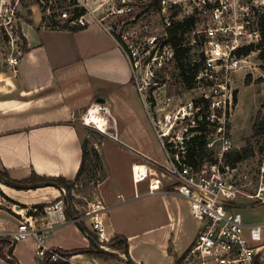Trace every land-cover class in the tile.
Wrapping results in <instances>:
<instances>
[{
    "label": "crops",
    "instance_id": "crops-1",
    "mask_svg": "<svg viewBox=\"0 0 264 264\" xmlns=\"http://www.w3.org/2000/svg\"><path fill=\"white\" fill-rule=\"evenodd\" d=\"M22 33L27 49L13 71L0 74V170L16 180L32 174L74 180L81 165L86 136L77 122L78 116L93 103H98V99H104L100 103L115 120L117 131L114 137H106L99 143L103 169L104 147L119 156L112 159V181L105 173L90 206L101 203L106 207L102 219L107 226L108 239L126 237L127 253L137 264H180L183 253L197 235L199 222L190 237L183 241L179 225L185 213L192 215L187 200L183 198L182 205V197L160 193L159 208L166 211L169 221L160 226H155L153 219L156 211L151 210L147 202L140 203L153 195L147 193L149 179L134 182L133 164L151 166V160L165 163L166 158L161 162L155 157L154 148H148L143 141L142 136L148 130L143 122L146 114L133 80L131 63L120 42L100 23L76 31L52 28L38 12L22 24ZM163 155L165 157L164 151ZM10 188L18 193L23 191ZM45 188H53L61 194L62 188L55 186L31 190ZM42 194L43 191L39 192L31 204L52 202ZM15 216L18 230L20 216L24 215ZM243 217L247 223H263L255 217ZM42 221L43 225L47 223L46 215ZM168 227L170 230H165ZM52 230L46 232V238ZM9 233L0 232V236ZM84 239V244L72 249L54 247L65 251L90 247L92 241L85 234ZM118 247L114 249L118 259L110 254H89L93 259L90 264H130L125 250ZM84 255L73 254L70 260L73 264H82L75 259ZM13 256L19 264H24L22 256L17 254L16 244Z\"/></svg>",
    "mask_w": 264,
    "mask_h": 264
},
{
    "label": "built area",
    "instance_id": "built-area-1",
    "mask_svg": "<svg viewBox=\"0 0 264 264\" xmlns=\"http://www.w3.org/2000/svg\"><path fill=\"white\" fill-rule=\"evenodd\" d=\"M136 4L137 0H118L114 11L117 15H133ZM159 10L167 16V28L178 21L195 20L188 31L192 33L193 46L188 60L195 67V74L192 86L187 87V98L173 104L172 97L161 90L151 91L139 80L142 59L136 42L125 36L124 45L120 43L166 158L165 163L151 160V166L133 164V180L140 183L149 179L148 194L169 192L189 202L199 229L180 264H264V223L244 220L237 203L240 189L234 181L238 169L230 160L234 152L232 117L238 105L235 80L252 67V55L260 52L257 47L263 38L264 0H159ZM171 14L173 19L169 18ZM60 19L77 27L97 22L116 39L121 36L90 10L77 17L65 11ZM152 61L148 59L144 67L151 77ZM95 104L106 108L101 103L92 104L82 114L84 125L90 124L87 117ZM108 135L114 137L116 132ZM200 142L202 151L197 146ZM191 146L197 147L193 159ZM68 197L43 207L47 216L43 227H35L33 217L22 220L13 234L14 240L34 236L40 260L73 264L72 255L46 244V232L61 225L77 224L89 227L100 248L110 250L111 240L102 219L106 207L96 203L76 213ZM261 200L264 204L263 197ZM68 207L71 215L67 213Z\"/></svg>",
    "mask_w": 264,
    "mask_h": 264
},
{
    "label": "rangeland",
    "instance_id": "rangeland-1",
    "mask_svg": "<svg viewBox=\"0 0 264 264\" xmlns=\"http://www.w3.org/2000/svg\"><path fill=\"white\" fill-rule=\"evenodd\" d=\"M77 2L78 4L76 5L74 0H0V74L13 71L24 53L25 42L22 24L28 22L34 12L42 13L46 25L51 26L52 19H55L58 23L65 22L60 19V15L66 11L72 16L78 6L84 7L86 11H92L98 18H103V22L106 25L112 26L116 31H119L122 38L124 36L123 40H125L126 36V39L136 42L141 51L140 59H142L138 70V73L142 72L139 80L148 89L151 91L161 90L163 94L173 98V104L180 103L187 98L189 88L184 85L180 70L176 66L174 47L165 43L168 31L165 20L167 16L160 13L159 0H137L133 15H117L114 10L118 5V0H77ZM172 17V14L169 15L170 19H173ZM151 39H155V42L151 43ZM191 40L192 33L186 32L183 34L179 46L183 59H189L193 49V46L190 45ZM148 59L153 60L151 63V69L154 71L152 77L144 70ZM251 59L253 60L252 67L243 71L235 80L239 104L232 117L234 152L230 160L235 157V153L243 154V159L235 164L238 171L234 178L240 189L237 203L240 205L239 208L242 215L255 217L263 220L264 223V204H261V199L262 197L264 198V135H254L252 129L257 113L264 101V62L260 59V53L253 54ZM248 81H250L249 85L246 84ZM142 106L146 114L143 122L148 128L147 132L142 136L143 141L148 148H154L155 157L164 162L163 150L151 127L143 101ZM87 109L79 114L77 122L80 123L81 131L86 135L84 142L87 143L88 151L92 154L94 149L99 152V143L104 138L109 137V135L99 130L94 124L84 125L82 123V114ZM114 127L115 131H117L115 124ZM103 152L106 172L103 169L102 160L98 161L94 156H90L83 175L79 180H73L72 182L73 189L69 192L68 198L76 213L87 210L90 202L95 200L97 186L105 176V173L108 174L110 182L112 181V159L119 155L115 151H107L106 147L103 148ZM42 191V195L48 196L50 201H52L50 203H54L60 198L66 199V193L62 189L60 190L61 194L53 188H45L41 191L29 189L18 193L0 181V209H2L0 212V232L17 231L14 217L19 213L24 215L20 216L21 220L34 216L32 220L35 221L34 226L37 228L44 226L42 219H44L46 213L43 208H39L36 205H46V203L31 204L34 197L38 196L39 192ZM160 193L143 198L140 202H147V206L151 207V210L156 211V215L153 216L156 222L155 226L169 222L166 211L159 208V203L162 202ZM168 201L171 203L170 197H168ZM25 202H28V204ZM180 203L184 205L183 198L180 199ZM23 204L27 207L22 208ZM197 226L198 221L196 218L185 213L183 221L179 225V228H181V239L183 241L187 240ZM165 230H170V228L168 227ZM9 234L0 236V264H10L8 261L11 262L12 257L15 258V256L9 255V250L12 249V244L9 241L16 243L17 254L22 256L24 264H39L42 261L36 253L37 241L34 236L15 241L14 235ZM84 240V234L79 230L77 224H68L55 227L48 233L46 243L49 246H60L68 250L81 246L85 243ZM114 249L116 248L112 246L110 250L103 251L118 259L119 255ZM85 255L75 260L82 264H90L89 261L93 260L92 257L89 254ZM109 264H117V262H109Z\"/></svg>",
    "mask_w": 264,
    "mask_h": 264
},
{
    "label": "trees",
    "instance_id": "trees-1",
    "mask_svg": "<svg viewBox=\"0 0 264 264\" xmlns=\"http://www.w3.org/2000/svg\"><path fill=\"white\" fill-rule=\"evenodd\" d=\"M74 4H78L77 0H74ZM86 13V9L84 7H76L74 10V17L83 15ZM65 22L63 23H58V21H56L55 19L51 20V26L52 28H60V29H70V30H79L81 28L84 27H77V26H71L69 25V21L68 20H64ZM195 20L192 18L186 22H175L173 23L167 31V38L165 43L170 44L174 47V56H175V60H176V66L177 68L180 70V76L181 79L184 83V85L186 87H191L192 86V82H193V78H194V74H195V67L191 65V63L189 62L188 59H183V54L180 50V44L183 38V34L190 31L191 27L194 25ZM24 38V42H25V50L27 49V42L25 37ZM117 39L119 40V42L124 45V41L122 39L121 36H117ZM260 49V59L264 62V31H263V38L261 43L259 44V46L257 47ZM24 50V51H25ZM251 50V48L248 49L247 52H249ZM247 85L250 84V81L246 82ZM253 134L254 135H264V101L261 105V108L259 109L256 119L254 121L253 124ZM198 148L202 151L203 147H202V143L200 142L198 145ZM197 150L196 146H191L190 147V154H191V159H193L195 151ZM82 161H81V165L80 168L77 172V175L74 179V181H77L80 179V177L83 175L84 170L87 168V160L90 158V156H94L98 161L101 160V156L99 154V152L94 149L92 152V154L90 153V151H88L87 148V143H83L82 144ZM243 159V154L241 153H235V157L231 160V162L235 165L237 162H239L240 160ZM0 176H2V178L6 179V183L1 181L4 184H7L8 186L18 189V190H28V189H36L38 187L41 186H55L57 188H61V186H65L69 192L72 191L73 189V180H68L62 176L59 177H53V176H40V175H36V174H32L30 177L26 178V179H22V180H16L13 179L9 176V174L6 171H2L0 170ZM104 179V177L100 180V182ZM68 202H69V198H68ZM39 208H43L45 205L44 204H37L36 205ZM27 207L26 205H22V208ZM68 215H71V209L68 207L67 210ZM32 215V214H31ZM78 227L80 228V230L90 239H95L97 240V238L88 230V228L85 225H78ZM12 244V249L9 250V255L13 256V249L15 246V242L9 241ZM110 244L116 248V246H119V249L128 250V242H127V238L126 237H118L115 240L111 241ZM62 252L68 254L69 256L73 255V254H77V253H83V254H97V255H103V254H110V253H106L105 251H103L100 247H97L93 242L91 244L90 247L88 248H77V249H73L70 251H64L62 250ZM12 261H8L10 264H19L17 259H15L14 257H12ZM39 264H70L69 262H62V261H49L48 259L42 260Z\"/></svg>",
    "mask_w": 264,
    "mask_h": 264
},
{
    "label": "bare ground",
    "instance_id": "bare-ground-1",
    "mask_svg": "<svg viewBox=\"0 0 264 264\" xmlns=\"http://www.w3.org/2000/svg\"><path fill=\"white\" fill-rule=\"evenodd\" d=\"M87 119L90 124H94L104 133L115 134L116 132L113 125L115 124V120L109 115L108 110L100 106V104H95L90 108V114ZM141 169L144 170L145 167H142Z\"/></svg>",
    "mask_w": 264,
    "mask_h": 264
},
{
    "label": "water",
    "instance_id": "water-1",
    "mask_svg": "<svg viewBox=\"0 0 264 264\" xmlns=\"http://www.w3.org/2000/svg\"><path fill=\"white\" fill-rule=\"evenodd\" d=\"M100 102H104V99H98V103ZM0 180L3 181V182H7L6 179L2 178V176H0ZM7 185V184H5ZM62 189H64L65 193L67 196H69V191L68 189L65 187V186H61ZM97 247H100L99 243L97 240L95 239H92L91 240ZM124 255L126 256L127 260L129 261L130 264H137L127 253V251H124Z\"/></svg>",
    "mask_w": 264,
    "mask_h": 264
}]
</instances>
